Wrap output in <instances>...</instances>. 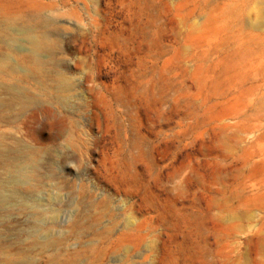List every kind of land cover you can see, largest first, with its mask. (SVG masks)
<instances>
[{
  "label": "rangeland",
  "instance_id": "374dc122",
  "mask_svg": "<svg viewBox=\"0 0 264 264\" xmlns=\"http://www.w3.org/2000/svg\"><path fill=\"white\" fill-rule=\"evenodd\" d=\"M0 35L37 98L0 91V264H264V0H0Z\"/></svg>",
  "mask_w": 264,
  "mask_h": 264
},
{
  "label": "bare ground",
  "instance_id": "6f19581e",
  "mask_svg": "<svg viewBox=\"0 0 264 264\" xmlns=\"http://www.w3.org/2000/svg\"><path fill=\"white\" fill-rule=\"evenodd\" d=\"M0 37H1V35H0ZM2 38H4V37H2ZM2 38H0V39H2ZM29 39H28V42H29V45H30V48H29V53H30V56H32V58L34 59V55H35V52H36V50H38L39 48H41V44H40V41L37 39V38H35L34 36H30V37H28ZM2 40H5V39H2ZM39 51V50H38ZM36 54H38V53H36ZM8 55V54H7ZM7 55H5L7 58L9 57V56H7ZM36 57V56H35ZM2 60H5V59H2ZM9 61V60H8ZM9 63V62H8ZM7 63V64H8ZM4 61H0V70H2V69H8V68H12V66H11V64H9L10 66H8ZM13 69H15V67L13 66ZM9 70H11V69H9ZM17 72V71H16ZM19 74V73H18ZM16 75V74H15ZM23 75V74H22ZM24 78V77H23ZM13 79H15V78H13ZM6 84H7V82H6ZM4 85V84H3ZM8 85V84H7ZM7 85H5V86H1L0 85V91H2L3 93H5V94H7V96L9 97V100L10 101H12V102H18V101H20V99L22 98V97H24V98H26L28 101H30V102H35V100H37V98L36 99H34V97L33 98H31V97H29L28 96V94L27 93H25L26 91H28V88H27V90H25V92H24V94H27V95H24V94H22V93H20L19 91V88L18 87H16V88H18V90L19 91H17V90H15V89H13L11 86H7ZM10 85V84H9ZM16 85V84H15ZM17 86V85H16ZM24 88H25V86H24ZM41 89H42V87H41ZM58 89H60V90H62V89H64V86L63 85H59L58 86ZM43 90V89H42ZM29 92H31V90H29ZM35 95H36V93H35ZM32 172V171H31ZM31 172H30V174H31ZM22 173V172H21ZM20 174V173H19ZM22 175H24V174H22ZM32 175V174H31ZM30 175V176H31ZM27 176H29V175H27ZM33 179V178H32ZM31 180V178H29V181Z\"/></svg>",
  "mask_w": 264,
  "mask_h": 264
}]
</instances>
